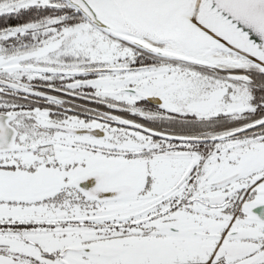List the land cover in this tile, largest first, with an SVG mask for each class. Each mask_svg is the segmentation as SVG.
<instances>
[{
  "label": "snow or ice",
  "instance_id": "obj_1",
  "mask_svg": "<svg viewBox=\"0 0 264 264\" xmlns=\"http://www.w3.org/2000/svg\"><path fill=\"white\" fill-rule=\"evenodd\" d=\"M0 264H264V0H0Z\"/></svg>",
  "mask_w": 264,
  "mask_h": 264
}]
</instances>
